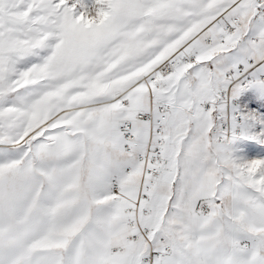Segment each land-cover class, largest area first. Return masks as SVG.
Wrapping results in <instances>:
<instances>
[{
	"label": "snow or ice",
	"instance_id": "1",
	"mask_svg": "<svg viewBox=\"0 0 264 264\" xmlns=\"http://www.w3.org/2000/svg\"><path fill=\"white\" fill-rule=\"evenodd\" d=\"M0 264H264V0H0Z\"/></svg>",
	"mask_w": 264,
	"mask_h": 264
}]
</instances>
